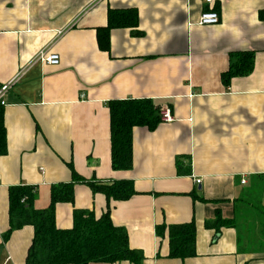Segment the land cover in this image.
<instances>
[{
  "label": "crops",
  "instance_id": "obj_1",
  "mask_svg": "<svg viewBox=\"0 0 264 264\" xmlns=\"http://www.w3.org/2000/svg\"><path fill=\"white\" fill-rule=\"evenodd\" d=\"M132 7L138 26L111 28L101 48L109 10ZM207 8L218 23H199ZM43 49L60 63L39 60ZM244 50L252 72L226 83L230 53ZM14 78L2 105L0 264H25L34 235L25 225L5 239L10 187H35L32 205L44 209L68 182L74 201L57 204V227L71 228L75 209L109 210L143 264H264V0H0V86ZM113 99H150L174 117L134 127L128 170L111 164ZM117 180L135 194L90 187ZM191 221L196 255L169 257L157 226Z\"/></svg>",
  "mask_w": 264,
  "mask_h": 264
},
{
  "label": "trees",
  "instance_id": "obj_2",
  "mask_svg": "<svg viewBox=\"0 0 264 264\" xmlns=\"http://www.w3.org/2000/svg\"><path fill=\"white\" fill-rule=\"evenodd\" d=\"M139 23L136 8H111L108 24L98 30L99 45L107 49L109 31L114 27L135 28ZM136 33V32H135ZM104 40V41H102ZM255 66L253 51H233L229 55V67L222 79L229 83L232 78L246 76ZM111 164L115 170H128L133 165V129L136 126L153 130L161 122L160 108L150 99H113L109 102ZM7 152L4 111L0 105V155ZM77 176L75 181H79ZM95 192L108 198L126 200L135 194L131 180H117L112 184L90 182ZM36 189L29 185L13 186L9 189V230L5 239L15 229L31 225L33 239L28 249L25 264H91L128 261L143 264L141 251L131 248L126 228L116 226L107 210L96 217L87 209L74 210L73 226L61 229L56 224V206L62 202H73V182L59 183L51 188V200L47 208L36 209L32 203ZM264 212V209H262ZM221 220V225L230 221ZM159 237L167 236L169 257L185 259L196 255V226L193 221L182 224H160Z\"/></svg>",
  "mask_w": 264,
  "mask_h": 264
},
{
  "label": "built area",
  "instance_id": "obj_3",
  "mask_svg": "<svg viewBox=\"0 0 264 264\" xmlns=\"http://www.w3.org/2000/svg\"><path fill=\"white\" fill-rule=\"evenodd\" d=\"M206 4L211 5L214 0H203ZM219 22V14L212 8H207L201 13L199 23L203 25H210V24H216ZM37 58L43 62L52 64V65H58L60 63V56L57 53H50L47 52V50L43 49L41 50ZM18 78H14L10 80L9 82L3 84L0 86V105H4V96L6 92L11 89L12 85L17 81ZM161 114V121L170 122L173 121L174 117L170 111L169 108H164L160 111ZM200 183L201 180L198 179L197 183ZM246 180L242 179L241 183H245Z\"/></svg>",
  "mask_w": 264,
  "mask_h": 264
}]
</instances>
